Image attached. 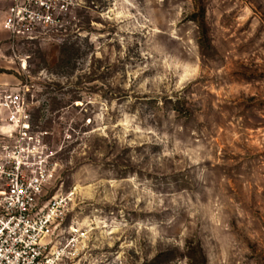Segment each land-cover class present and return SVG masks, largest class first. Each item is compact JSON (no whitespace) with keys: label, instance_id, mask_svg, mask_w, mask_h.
<instances>
[{"label":"rangeland","instance_id":"obj_1","mask_svg":"<svg viewBox=\"0 0 264 264\" xmlns=\"http://www.w3.org/2000/svg\"><path fill=\"white\" fill-rule=\"evenodd\" d=\"M65 28L0 29V92L73 264H264V0H72Z\"/></svg>","mask_w":264,"mask_h":264},{"label":"built area","instance_id":"obj_2","mask_svg":"<svg viewBox=\"0 0 264 264\" xmlns=\"http://www.w3.org/2000/svg\"><path fill=\"white\" fill-rule=\"evenodd\" d=\"M71 3L8 0L0 29L26 42L57 39L66 29ZM25 95L0 92V264H73L76 248L67 251L68 242L60 241L63 201L42 200L52 176V153L42 144L44 132L32 130Z\"/></svg>","mask_w":264,"mask_h":264},{"label":"crops","instance_id":"obj_3","mask_svg":"<svg viewBox=\"0 0 264 264\" xmlns=\"http://www.w3.org/2000/svg\"><path fill=\"white\" fill-rule=\"evenodd\" d=\"M8 3V0H0V5L2 6L0 9V13L2 14L3 13V10L5 9L6 5Z\"/></svg>","mask_w":264,"mask_h":264}]
</instances>
